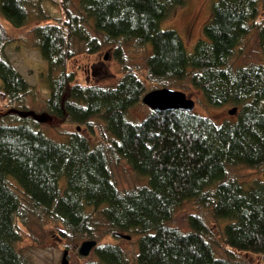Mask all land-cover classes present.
I'll return each mask as SVG.
<instances>
[{
  "label": "trees",
  "instance_id": "trees-1",
  "mask_svg": "<svg viewBox=\"0 0 264 264\" xmlns=\"http://www.w3.org/2000/svg\"><path fill=\"white\" fill-rule=\"evenodd\" d=\"M55 2L61 16L34 31L48 64L46 113L75 126L63 134L64 142L50 137L34 113L14 112L24 108L32 85L4 56L8 35L0 23V107H9L0 112V264H28L18 248L28 211L61 223L68 239L97 240L98 260L83 264H129L119 244L99 241L104 226L117 240L123 238L118 233L139 237L137 264H236L217 255L204 215H190L188 231L170 224L189 200L224 221L231 249L264 260V175L252 184L230 175L232 167L264 166V0H213L194 52L176 30L162 28L186 0H80L79 13L71 9L72 0ZM35 7L45 12L42 0H0V14L15 27L28 24ZM89 18L98 36L89 29ZM255 29L263 61L234 68L236 49ZM77 41L90 53L115 46L123 77L107 87L77 82L68 70L78 54ZM150 43L146 79L174 89L188 80L208 105L238 107L236 121L220 123L196 111L152 110L132 122L130 110L143 103L149 88L121 54L125 45ZM97 118L105 132L94 144L80 128L95 132ZM120 160L147 184L119 188L112 164Z\"/></svg>",
  "mask_w": 264,
  "mask_h": 264
},
{
  "label": "rangeland",
  "instance_id": "rangeland-1",
  "mask_svg": "<svg viewBox=\"0 0 264 264\" xmlns=\"http://www.w3.org/2000/svg\"><path fill=\"white\" fill-rule=\"evenodd\" d=\"M213 4V0H186L183 5L176 8L171 15L163 20L162 28L176 30L182 36L187 50L194 52L197 42L204 38V28L211 19ZM42 6L45 12H40L37 7L30 9L29 22L23 27H15L0 14V23L6 27L8 35L3 54L32 85L30 94L24 99L23 104L26 107L21 109L22 105L20 109L17 108L14 112L19 115H32L34 113L35 118L39 120L41 127L47 131L50 137L64 142L67 137L63 138V134L67 135L68 132L75 129V126L56 122L55 118L46 113V101L50 97L48 64L41 54L39 40L34 31L37 25L60 17L62 11L55 0H42ZM71 9L74 13H79L80 0H72ZM260 18L264 22V4L261 5ZM88 27L94 36H98L94 31L91 18H89ZM148 46L138 48L128 44L124 46L123 54H121L125 62L128 63L127 65L138 70L144 79H146L147 74V57L150 50L153 49L151 43ZM75 48L78 54L70 61L68 70L75 74L77 82L107 87L116 84L123 77L124 64L118 57L115 46H104L101 50L90 53L86 43L77 41ZM262 61L263 54L259 46L258 32L255 29L236 49L232 66L236 68ZM146 83L149 90L164 87L159 81L146 79ZM179 83L182 88L176 89L185 91L188 96L196 101V112L211 116L220 123L227 120L236 121L238 112L236 114L230 113V109L234 105L210 106L207 104L203 92L194 88L190 81L185 80ZM3 106L0 107V112L6 113L9 107ZM151 111L152 109L148 105L142 103L130 110L129 119L132 122H140ZM80 130L84 131L94 144H98L103 132H105V124L97 118L95 132L90 134L88 130L82 127ZM106 136L109 137L108 134ZM112 169L114 179L122 190L141 186L148 182L147 178L139 176L126 160H120L118 164L113 163ZM230 175L247 184H252L263 177L264 166L256 169L243 166L232 167ZM16 190L26 201L22 190L19 188ZM192 214H202L208 221L211 227L209 239L219 257L230 258L236 264H264V260L259 255L231 249L225 242L224 221L216 219L210 208L199 205L195 200L186 201L175 213L170 224L183 231H188L190 230L189 217ZM22 227L23 239L18 248L27 259L28 264H61L66 250L69 251L71 264H83L89 260H98L94 251L89 256L82 257L79 249L85 240L73 241L64 237L62 235L64 227L57 221L49 220L46 217L41 218L28 211ZM106 230L107 227L104 226L100 232L102 236L99 241L119 244L127 254L129 264H137L139 237L133 236L131 239L120 238L117 240L108 235Z\"/></svg>",
  "mask_w": 264,
  "mask_h": 264
},
{
  "label": "water",
  "instance_id": "water-1",
  "mask_svg": "<svg viewBox=\"0 0 264 264\" xmlns=\"http://www.w3.org/2000/svg\"><path fill=\"white\" fill-rule=\"evenodd\" d=\"M106 58H108V55H106ZM143 103L148 105L153 111L185 110L192 112L196 109V101L193 98L188 96L185 91L171 87L149 90L143 98ZM237 112L238 107L236 106L230 109L231 114H236ZM117 235L127 239L132 238L130 235L122 233ZM97 245L98 241L95 239L85 240L80 246V255L82 257L89 256ZM61 264H71L68 250L65 251Z\"/></svg>",
  "mask_w": 264,
  "mask_h": 264
}]
</instances>
